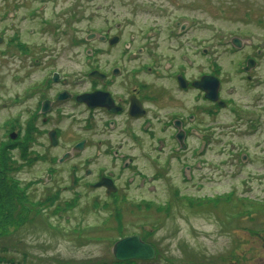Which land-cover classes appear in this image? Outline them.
I'll return each mask as SVG.
<instances>
[{"label": "rangeland", "instance_id": "obj_1", "mask_svg": "<svg viewBox=\"0 0 264 264\" xmlns=\"http://www.w3.org/2000/svg\"><path fill=\"white\" fill-rule=\"evenodd\" d=\"M79 1L83 15L79 27L84 40L90 33L99 36L107 26L114 24L121 25L118 32L123 40L138 41V44L142 40H155L163 49L157 50L159 60L153 56V72H183L188 78L212 75L220 80V94L229 108L221 109L211 120L199 115L203 123L189 134L187 149L178 151L173 159H167V144L153 153L159 164L168 165L159 181H152L155 168L150 161L143 160L137 150H132V155L138 157L137 169L141 170L146 184L123 190L126 203L115 211L120 221L113 207L105 210L90 206L95 195L87 194L76 200L71 192L59 193L58 211L40 209V218L31 219L19 228L10 227L9 223L13 222L1 219L0 248L5 246L6 249L0 253V264H104L113 259L112 248L116 241L122 237H143L145 233L150 236L146 243L162 254L157 262L138 261L136 264H193L192 261L264 264V214L248 213L234 206V203L245 205L248 202L255 203L256 208L264 206V0ZM2 2L0 0V8ZM39 2L42 1L35 0ZM47 2L51 10L58 12L74 0ZM176 23L179 28L191 25L192 31L180 36L175 29L169 39V31ZM235 39L240 42L239 49L232 46ZM165 46L172 47L173 60L167 58ZM95 47L99 46H84L82 64L79 60L70 62L80 53L77 54L76 48L69 49L67 72H85L86 52ZM102 57L106 59L107 55ZM247 58L258 61V66L249 73L253 78L251 82L242 75L241 68ZM169 62L173 67L167 65ZM7 68H12L9 63L4 73ZM10 95L13 88L0 91V98ZM195 97L196 107H201L204 102L197 94ZM182 98L180 95L181 104ZM13 116L14 112L0 111V141L6 140L10 128L7 124ZM67 129H71L72 135L81 130L72 129L71 125H67ZM77 138L66 137L64 142ZM200 150H203L201 158ZM62 151H66L64 146ZM10 153L18 159L17 153ZM152 156L148 155L151 159ZM64 165L60 166L54 186L59 181L67 183ZM47 169L53 170L46 161L32 162L12 177L21 188L27 187L28 183L44 178L50 172ZM31 187L28 192L32 201H44L52 194L49 193L52 190L43 191L36 183ZM173 187L179 192L173 189L176 199L185 196L193 203L203 200V206L194 205V209L185 200L181 202L186 204H174ZM230 196V202L226 203ZM70 200L69 212L62 214L65 210L61 207ZM170 200L168 214L156 210L165 208ZM18 216L17 212L14 218ZM117 224H121L120 231Z\"/></svg>", "mask_w": 264, "mask_h": 264}, {"label": "flooded vegetation", "instance_id": "obj_2", "mask_svg": "<svg viewBox=\"0 0 264 264\" xmlns=\"http://www.w3.org/2000/svg\"><path fill=\"white\" fill-rule=\"evenodd\" d=\"M39 1L3 0L0 8V91L13 88V95L0 98V111L14 112L7 124L6 141L15 135L11 152L17 153L18 159H14L19 165L26 166V160L33 164L46 161L53 168L34 181L41 190L76 193L79 200L93 194L96 199L90 202L91 207L124 206L127 197L123 190L146 184L132 150L150 161L155 168L152 181H159L168 165L159 164L153 153L167 144V159H173L180 151L176 139L179 131L183 132L184 152L189 134L203 123L201 117L211 120L220 111L218 105L205 100L192 86L203 75L188 78L183 72H153V56L159 60L157 50L163 49L155 40L140 44L123 40L118 32L121 25L114 24L105 31L106 40L86 42L79 27L81 1L74 0L58 12L50 9L47 0ZM175 28L180 36L192 31L187 26L181 31L179 23ZM169 34L171 39L173 29ZM87 43L99 47L86 58V71L67 72L68 50L78 49L80 54L70 62L79 60L82 64ZM165 48L167 58L173 60L172 47ZM8 63L12 68L4 73ZM91 71L99 74L91 77ZM179 75L186 80L183 89ZM246 79L253 80L250 75ZM198 92L204 102L201 107H196ZM89 95H94L91 104L85 102ZM67 125L81 130L72 135ZM75 136L79 138L64 142L66 137ZM62 164L67 183L59 181L54 186Z\"/></svg>", "mask_w": 264, "mask_h": 264}, {"label": "trees", "instance_id": "obj_3", "mask_svg": "<svg viewBox=\"0 0 264 264\" xmlns=\"http://www.w3.org/2000/svg\"><path fill=\"white\" fill-rule=\"evenodd\" d=\"M11 150H12V146L5 145V142L3 143V146H0V220L5 218L8 221L13 222V223H9V224H12V225H9L10 227L12 226V227L19 228L31 219L40 218L42 214L39 211L40 209H42L41 208L42 206H40L39 204H36V205L33 203L31 204L28 200L27 193L22 191L19 184L13 180L12 174L16 171V168L14 166L15 162L13 161L12 155L10 153ZM231 196L226 201V203L230 202ZM209 202L211 203L213 201L209 200ZM45 203H48L47 206H54V202L52 199L46 200ZM188 204L187 205L189 207H192L194 209H195L194 205L198 206L199 204L203 206V202L202 201L200 202V200L194 203L193 201L188 200ZM234 206H235V209L238 208L240 210H248V213H254L258 215L264 214V206L256 208L255 203L253 202H248V204H245V205L234 203ZM247 207H249V209ZM44 209H43V212H44ZM162 209L163 208L161 207L156 208L158 212L164 211L166 214L169 211L168 207L165 208L164 210ZM56 210L58 211V209ZM17 212L19 216L14 218ZM116 217H117V221H120V218L117 214H116ZM120 226L121 224H119V226L117 224L118 231H120ZM142 239L145 242H149L150 236L147 233H145ZM3 249H6L5 246L0 248V253H2ZM161 254H162L161 251L160 250L158 251L156 249V259H155L156 262L159 261ZM23 257L25 258L26 256L24 255ZM192 262L193 264H201V263H195L194 261ZM104 264H134V262L120 263V262H115L114 260H111L110 262L104 263Z\"/></svg>", "mask_w": 264, "mask_h": 264}, {"label": "water", "instance_id": "obj_4", "mask_svg": "<svg viewBox=\"0 0 264 264\" xmlns=\"http://www.w3.org/2000/svg\"><path fill=\"white\" fill-rule=\"evenodd\" d=\"M232 44L234 47H240L238 40H233ZM251 67L252 64L248 61L245 71H248ZM194 85L197 89H201L206 93L207 99L213 102L217 101L218 81L216 79L203 77L200 82ZM93 98L94 95H90L89 99L85 100V102L91 104ZM178 137L181 139L182 135L179 134ZM112 254L115 260L121 262L131 260L150 261L155 258V249L151 245L144 243L140 237L135 236L118 241L113 247Z\"/></svg>", "mask_w": 264, "mask_h": 264}]
</instances>
